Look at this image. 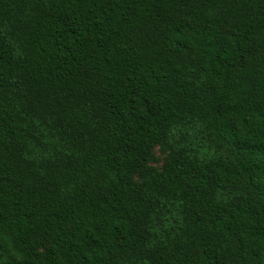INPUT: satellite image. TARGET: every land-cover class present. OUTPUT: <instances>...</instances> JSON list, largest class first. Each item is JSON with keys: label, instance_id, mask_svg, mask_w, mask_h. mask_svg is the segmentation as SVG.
Listing matches in <instances>:
<instances>
[{"label": "trees", "instance_id": "trees-1", "mask_svg": "<svg viewBox=\"0 0 264 264\" xmlns=\"http://www.w3.org/2000/svg\"><path fill=\"white\" fill-rule=\"evenodd\" d=\"M0 264H264V0H0Z\"/></svg>", "mask_w": 264, "mask_h": 264}, {"label": "rangeland", "instance_id": "rangeland-1", "mask_svg": "<svg viewBox=\"0 0 264 264\" xmlns=\"http://www.w3.org/2000/svg\"><path fill=\"white\" fill-rule=\"evenodd\" d=\"M156 154H157V152H156Z\"/></svg>", "mask_w": 264, "mask_h": 264}]
</instances>
